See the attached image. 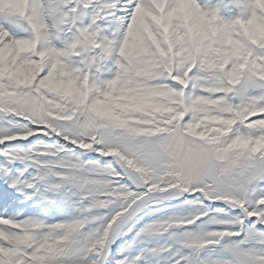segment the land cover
Masks as SVG:
<instances>
[{
    "label": "snow or ice",
    "instance_id": "snow-or-ice-1",
    "mask_svg": "<svg viewBox=\"0 0 264 264\" xmlns=\"http://www.w3.org/2000/svg\"><path fill=\"white\" fill-rule=\"evenodd\" d=\"M0 264H264V0H0Z\"/></svg>",
    "mask_w": 264,
    "mask_h": 264
}]
</instances>
